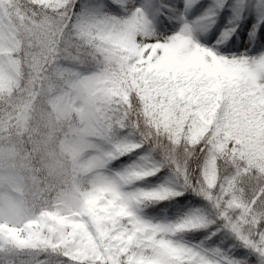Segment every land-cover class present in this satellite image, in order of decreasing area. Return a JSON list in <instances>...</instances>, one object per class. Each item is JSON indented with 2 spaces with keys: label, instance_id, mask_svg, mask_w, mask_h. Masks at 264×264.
<instances>
[{
  "label": "snow or ice",
  "instance_id": "1",
  "mask_svg": "<svg viewBox=\"0 0 264 264\" xmlns=\"http://www.w3.org/2000/svg\"><path fill=\"white\" fill-rule=\"evenodd\" d=\"M0 264H264V0H0Z\"/></svg>",
  "mask_w": 264,
  "mask_h": 264
},
{
  "label": "trees",
  "instance_id": "2",
  "mask_svg": "<svg viewBox=\"0 0 264 264\" xmlns=\"http://www.w3.org/2000/svg\"><path fill=\"white\" fill-rule=\"evenodd\" d=\"M169 211H171V210H169Z\"/></svg>",
  "mask_w": 264,
  "mask_h": 264
}]
</instances>
